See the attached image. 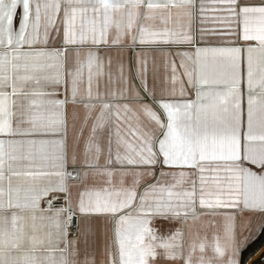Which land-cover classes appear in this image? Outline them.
<instances>
[{"label": "crops", "instance_id": "crops-1", "mask_svg": "<svg viewBox=\"0 0 264 264\" xmlns=\"http://www.w3.org/2000/svg\"><path fill=\"white\" fill-rule=\"evenodd\" d=\"M246 2L258 5L260 0H246ZM37 7L39 9L38 20L36 18ZM66 7V4L61 3L60 10L57 12L54 0H30V20L25 36L32 40V43H21L18 42L17 33L20 29L23 8L18 5L12 21L11 37L5 31L4 43L0 45V57H4L3 75L9 85L15 84L17 93L14 97L9 98L6 105L12 113L10 117L11 132L0 134L4 154L3 179L0 180V189H2L0 201L6 206L3 223L6 256L9 255L7 242L13 234L12 212H16L21 217L17 221V228L23 225L24 231L27 233L21 249L12 250L10 253L11 256L17 257L18 264H25L26 256L29 259L36 258L41 264H54V262L59 264L60 249L67 247V241H76L73 245L75 254L69 256V259L78 262V264H85L86 257L88 264H111L108 253L115 246V229L117 228V221L112 214L95 212L82 214L76 207L75 211L79 216L78 228L84 225L91 226V235L88 237L87 243L83 236L79 238L77 235L72 236L70 228L67 229L64 241H58L56 239L57 228L52 221L41 220L39 212L36 213L37 219L33 221L30 209L23 211L16 207L9 209L7 205L9 202L13 206L30 204L32 198L38 195L40 187L56 184L59 180L55 174L59 167L56 156L62 147H66L69 158L65 161V170L71 172L75 168L88 173L85 178L86 182L83 184L76 179L65 180L66 184L71 185L72 200L70 203L77 206L78 193L98 188L103 183L98 171L104 170L108 157L107 140L109 135L112 139L113 160L116 159L117 154L124 157L128 149L124 143L118 141L117 129L120 130L121 140H123L127 137L129 124L136 125L138 120L147 119V117L139 116L135 108L132 107L137 101L142 100L151 105L160 116L161 121L167 122L163 110L140 90V81L136 74L140 61H145L147 64L148 84L150 87H155L157 101L194 104L200 108L201 122L210 124L213 113L220 114L222 94L229 90L228 80L225 77L228 61L211 51H202L197 56V49L241 46L246 49L249 44L253 47L256 45L255 41L246 42L242 39L243 23L238 22L234 16L227 12V5L220 3V0H195L190 9L170 6L148 10L146 6H141L138 11L142 15L136 19L132 30L127 35L124 34L129 19L127 13L130 10L133 12L137 10L131 6L109 9L110 20L121 23L119 39L117 40L113 24L109 28L105 40L95 44L92 43L93 29L99 39L104 24V12L101 10V13L97 15L91 11V6L76 3L73 5L78 9L75 20L76 40H80L82 31L85 42L65 45L66 24L63 23V20ZM85 7L88 8V11L81 13L79 9ZM144 13H149L152 18L144 20ZM51 21H54V24H50ZM238 23L239 28L237 27ZM33 24L38 25L35 32ZM137 26L145 27L149 32L163 30L170 33L188 32L193 37V42L175 43L172 41L178 39L177 36L166 40L163 37L153 38L151 35L145 34V42L141 43L136 30ZM262 26H264V22L259 19V14H250L248 20L250 31L256 33ZM46 29L47 38H45ZM238 33L240 34L239 39L237 38ZM34 36L36 39L33 40ZM133 36H136L135 42ZM9 38L11 43H9ZM114 40L117 42L114 43ZM57 50H66L67 57H57L55 55ZM89 51L96 54L99 64V67L94 64L91 69L90 95L87 67ZM77 52L80 54V61L84 68L82 82L78 85V91L74 96L71 79L65 73L70 67L75 66ZM244 55L247 56L248 53L245 51ZM251 55L255 68L261 53L258 49ZM121 65H123V74ZM173 66H175V80H173ZM58 72L61 74L59 84H53L51 80L45 79V77H55ZM24 77H30V79L25 80ZM193 78H195V84L191 82ZM204 80H207L208 83H202ZM214 81L223 82L216 84ZM138 90L139 95L137 96ZM3 91L11 93L12 88L6 86ZM33 92L47 93V95H32ZM253 95L252 130L254 134L258 135L264 128V97L256 93ZM55 101L64 103L57 105ZM105 104L112 107L104 108ZM125 105H128L131 111H125ZM190 111L195 117V108ZM244 111L246 130V88ZM100 117L105 122L104 128L97 132L102 148L101 158L98 161L101 168L89 172L83 167L82 160L71 159V152L78 144L82 157L91 127ZM61 120L63 123H59ZM152 127L155 129L152 134V150L158 154L157 163L136 166L121 165L117 162L114 166H109V169L114 173L113 186L117 190L121 188L122 177L125 188L132 187L134 177L140 181L135 188L136 197L131 201V207L124 210L128 220L119 225L121 232L125 236H131L135 243L137 220L143 218L142 209L147 210L150 207H155L157 202H171L187 206L178 207L177 210L180 214L170 219L152 217L149 227L153 228L158 236L165 239L179 231L181 237L178 242L183 246V256L177 255L175 259H164L157 256L155 264H185L183 257L188 254V245L194 239L199 243V239L204 237H207L208 242L211 243L214 234H222L227 216L235 217L238 239L243 240L245 237L251 236L255 240L261 231V226L264 225V215L241 211L239 208L202 207L199 203L201 197L206 203L212 204H215L218 198L228 200L229 189H232L231 195L235 198L237 195L235 189L242 187L239 174L235 170L229 172L223 167L220 169L214 167L216 164L223 166L225 164L223 161L204 162L205 171L203 173L191 165L173 164L170 166L164 164V157L160 154L158 143V139H164L161 135L164 130L156 126L154 122ZM127 139L131 141L130 137ZM213 150L219 154V145L217 144L214 149L210 143L209 154ZM129 154L134 155V153ZM252 170L258 171L254 165ZM28 172H45L50 175H25ZM144 173L147 174L144 175ZM181 173H183L182 177ZM201 175L204 177L203 182L200 179ZM193 182L195 183L193 184ZM104 186L107 187V185ZM150 186H155V190H152ZM161 186L165 188V191H160ZM169 190L173 194L171 198L168 196ZM55 194L65 200L64 192H49L39 201V209L44 213L50 215L48 210L42 208L45 198ZM113 198L116 199V197ZM125 198L124 193L119 197L121 200ZM87 202L88 196H85L86 206ZM197 235L199 239H197ZM31 237H35V240H32ZM157 251H163V249ZM206 254H212L210 248ZM197 255H199V251H197Z\"/></svg>", "mask_w": 264, "mask_h": 264}, {"label": "snow or ice", "instance_id": "snow-or-ice-1", "mask_svg": "<svg viewBox=\"0 0 264 264\" xmlns=\"http://www.w3.org/2000/svg\"><path fill=\"white\" fill-rule=\"evenodd\" d=\"M57 12L60 10V4L64 3L67 7L64 9V20L66 24L64 33L65 45L85 42V37L81 31L80 40H76L75 34V20L78 9L73 7L76 3H84L91 6V11L94 14L99 15L101 10L104 12V24L100 31L99 39H97L95 30L93 29L92 43L95 44L100 41H104L108 34L109 28L113 26L116 29L117 40L121 32V23L113 22L108 15L109 9H120L131 6V8L137 11H129L128 22L124 29V34L127 35L133 28L136 19L142 14L138 11L141 6H146L148 10L154 8H168L172 7H187L192 8L195 0H54ZM220 3L226 4V11L234 16L238 22L243 23L242 39L246 42L255 41L256 45L253 47L251 44L245 49L241 47L232 48H219V49H197V56L204 51H211L214 54H218L221 58L228 61L226 65L225 77L228 80L229 90L222 94L220 101V114L213 113L212 121L201 122L199 112L200 108L194 104H178L168 102L165 100H156V89L150 87L147 80V64L145 61H140V65L137 68V79L140 81V90L143 91L145 96L152 99L153 103L161 108L167 117V122H162L160 116L152 108L151 105L137 101L132 107L135 108L139 116L147 117L146 120H138L136 125L129 124L127 137L131 138L129 141L126 138L121 140L120 130L117 129L116 136L118 141L124 143L128 152L124 157L117 154L116 159L112 158L111 144L112 139L109 135L108 144V157L104 165L103 171H98V174L102 178L103 183L98 188L86 190L85 192L78 193V205L74 206L70 202L72 200L71 185L66 184L65 180L76 179L83 184L86 182L85 178L88 173L81 172L80 170L73 169L71 172L65 170V161L69 158L66 147H62L58 152L56 159L59 163L57 172L55 173L59 180L56 184H48L38 189V195L34 196L30 204L15 205L11 202L7 205V208L13 207L31 210V219L35 221L37 219L36 213L39 212V218L41 220L47 219L52 221L57 228L56 239L58 241H64L67 235V229L72 227L76 220L74 214L75 208L78 207L79 213L91 214L95 213H110L117 221V228L115 229V246L108 253L111 258V264H155L157 256L164 259H175L177 255L183 256V246L178 242L181 237L179 231L170 235L167 239L160 237L156 234L153 228L149 227L152 217H159L161 219H170L174 216H178L180 213L177 210L178 207H186L187 205H176L171 202H157L155 207H150L147 210H143V218L137 220L135 243H133L131 236H125L119 225L124 224L128 220V216L125 214V209L131 207V201L135 199V188L139 184V179L133 178L131 188L123 187V177L121 178V188L115 189L113 186L114 173L109 169V166H114L117 162L121 165H136V166H148L157 163L158 154L153 152V132L155 129L152 127L153 122L156 126L162 130L161 135L164 139H158L160 146V154L163 155V163L166 165L182 164L191 165L198 168L201 173L205 171V163L223 161L225 164H216V169L224 168L226 171L235 170L241 180L242 187L235 189L237 195L232 197V189H229L228 200L218 198L215 204L206 203L203 197L200 198V205L207 207H223V208H239L241 211H248L251 213H260L264 215V128H262L260 134L256 135L252 130V116H253V103L254 93L261 97H264V26L259 31L253 33L248 27V20L250 14H259V19L264 22V0H260L258 5H252L246 2V0H220ZM21 5L23 13L20 19V29L17 33L18 42L32 43V40L26 38L25 33L29 26L30 20V0H0V45L4 43L5 31L9 33L11 37L12 33V21L15 15L16 8ZM79 11L84 13L88 11V8H80ZM190 15V13H189ZM36 18L39 19V9H36ZM149 13L143 14L144 20L151 19ZM50 24H54L51 21ZM7 25V28H5ZM33 31L35 32L38 25L33 24ZM239 28V23L237 25ZM137 32L139 33L140 42L144 43L145 34L151 35L153 38H166L171 39L172 36H177L178 39L173 40L175 43H192L193 37L188 32L170 33L167 30L163 31H151L145 27L137 26ZM48 32L45 30V38H47ZM237 38H240L238 33ZM36 37H33V40ZM135 42L136 36H133ZM46 42V40H45ZM117 42L116 40L113 41ZM9 43L11 39L9 38ZM259 49L261 55L257 60L256 67L253 66L252 53H255ZM245 51L248 53L244 55ZM43 55V53H41ZM57 57H67L66 50H57L55 52ZM111 63V61H109ZM75 66L70 67L65 75L71 79L73 85V95L75 96L78 91V85L82 82L84 65L80 61V54L76 53V59L74 61ZM98 64V57L92 51L87 54V67L88 73V85L89 95L91 89L93 65ZM183 66V65H181ZM4 57H0V134L5 132H11L10 117L12 113L6 107L10 97H14L16 93L15 84L9 85L8 80L3 75ZM121 73L123 74V65H121ZM99 74V73H98ZM61 74L58 72L55 77H45V79L51 80L53 84H59L61 82ZM28 80L30 77H24ZM173 80H175V66H173ZM195 84V78L191 80ZM223 81H214L216 84H220ZM202 83H208L207 80ZM6 86H11L12 92L5 93L3 89ZM245 88L247 91V112H246V130H245V111H244V99ZM163 91V90H162ZM32 95H47V93L33 92ZM139 95V90L136 92ZM183 95V92H181ZM35 103V101H33ZM57 105H61L63 101H55ZM112 107L109 104H105L104 108ZM125 111H131L128 105L124 106ZM195 108L196 115L193 117L191 109ZM103 115V114H102ZM5 117H8L7 119ZM63 123V120L59 121ZM105 122L102 117L97 118L90 130L88 140L85 142L83 149V155L81 157V151L77 144L72 152L71 159L80 161L84 168L89 172L92 170H99L101 168L98 161L101 158L102 148L99 143V137L97 132L103 129ZM215 146L218 144L220 152L217 154L215 150L209 154V144ZM129 153H134L131 155ZM3 141H0V180L3 179ZM247 165V166H246ZM256 166L258 171H253L252 166ZM211 167V165H210ZM18 174V173H17ZM147 173H144L146 175ZM25 175L30 176H44L50 175L45 172H28ZM163 175V174H162ZM181 177L183 173L180 174ZM201 181H204L203 175L200 177ZM159 184V181L157 182ZM195 182H193L194 184ZM104 185H107L105 187ZM152 190H155V186H150ZM175 187V185H173ZM35 191V189H34ZM60 191L65 193V205L53 209L52 200L48 201V213L39 209V201L42 197L47 196L49 192ZM160 191H165V188L161 186ZM202 191V190H201ZM124 193L126 198L121 200L119 197ZM258 193V194H257ZM0 195H2V189H0ZM172 192L168 191L169 198L172 197ZM85 196H88L87 206L85 204ZM113 197H116L114 199ZM56 197H53V200ZM143 199V198H141ZM6 206L0 201V264H18V259L15 256H11L12 250H19L25 242V236L27 233L24 231V226L21 225L17 228V221L21 219L16 212L11 214V222L13 226L12 238L7 242V253L4 240L3 223L5 220ZM187 215V214H185ZM195 219V217H193ZM34 227V225H33ZM19 233L18 235L16 233ZM91 235V226L84 225L77 229V237L83 236L85 243L88 241V237ZM264 235V225L261 226V231L257 235ZM35 240V237H31ZM197 239H199L197 235ZM51 243V240H49ZM76 241H67V247L60 249L61 257L59 264H78V262L69 259V256L75 254L73 245ZM254 240L251 236L245 237L243 240L238 239L235 217L227 216L225 224L223 225L222 234L216 233L212 237V242L209 243L207 237L199 239V243L194 239L188 245V254L183 257L185 264H240L241 253L251 244ZM211 249V255H207L208 249ZM71 249V251H69ZM163 249V251H157ZM179 250V251H177ZM199 251V255H197ZM264 254V253H262ZM25 264H41L36 258L29 259L25 257ZM55 264V262H54ZM85 264H88V258H85Z\"/></svg>", "mask_w": 264, "mask_h": 264}, {"label": "trees", "instance_id": "trees-1", "mask_svg": "<svg viewBox=\"0 0 264 264\" xmlns=\"http://www.w3.org/2000/svg\"><path fill=\"white\" fill-rule=\"evenodd\" d=\"M264 245V235L254 240L250 247L241 253L240 264H246L248 260ZM254 264H264V256Z\"/></svg>", "mask_w": 264, "mask_h": 264}, {"label": "built area", "instance_id": "built-area-1", "mask_svg": "<svg viewBox=\"0 0 264 264\" xmlns=\"http://www.w3.org/2000/svg\"><path fill=\"white\" fill-rule=\"evenodd\" d=\"M53 197H56V199L53 200ZM49 200H52V208L53 209H56V208H60L62 206L65 205V200L63 198H61L60 196L58 195H51L47 198H45L43 204H42V208L45 209V210H48V201ZM74 214L76 215V220L74 221L72 227H70L71 229V234L72 236H76L77 235V229H78V226H79V216L77 214L76 211H74Z\"/></svg>", "mask_w": 264, "mask_h": 264}, {"label": "water", "instance_id": "water-1", "mask_svg": "<svg viewBox=\"0 0 264 264\" xmlns=\"http://www.w3.org/2000/svg\"><path fill=\"white\" fill-rule=\"evenodd\" d=\"M262 253H264V245L248 260L246 264H254L257 262L264 256Z\"/></svg>", "mask_w": 264, "mask_h": 264}]
</instances>
